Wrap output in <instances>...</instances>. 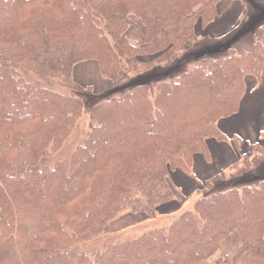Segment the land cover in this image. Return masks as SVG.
<instances>
[{
  "label": "trees",
  "instance_id": "16d2710c",
  "mask_svg": "<svg viewBox=\"0 0 264 264\" xmlns=\"http://www.w3.org/2000/svg\"><path fill=\"white\" fill-rule=\"evenodd\" d=\"M218 1L0 0V264H222L211 258L230 237L229 264H264V178L237 182L263 162L264 144L208 179L166 227L92 240L125 210L152 218L174 200L172 172L189 174L206 140L224 139L217 121L237 112L245 76L259 77L264 32L252 51L194 58L152 88L104 99L68 158L51 159L80 114L76 63L96 60L117 82L170 62L201 40L195 27ZM129 15L144 27L136 45Z\"/></svg>",
  "mask_w": 264,
  "mask_h": 264
},
{
  "label": "rangeland",
  "instance_id": "374dc122",
  "mask_svg": "<svg viewBox=\"0 0 264 264\" xmlns=\"http://www.w3.org/2000/svg\"><path fill=\"white\" fill-rule=\"evenodd\" d=\"M245 2L248 6L247 16L243 19L241 25L234 32L223 39H202L201 37H199V35L196 34V29H199L200 27L203 29L207 24L205 26L197 24L194 34L196 38H201V40H196L193 43V49L191 51V43L187 44L186 47H188L187 49L189 50V52L187 51L178 53L177 55H175V58L170 60V62H156L148 67L144 66L134 70L132 69L130 70V72H122V77L117 82H113L109 79L103 78L101 75V78H99L98 81H93L88 85H81L77 82L84 89L75 92L76 95L80 98V114L76 119L74 128H72L64 144L60 149L54 152L51 159L63 158L66 160L68 158L73 143L81 139L83 131L87 129V121L90 116L91 109L102 102L104 99L117 96L120 93L131 89L136 84L146 85L152 88L153 83L156 80H160L163 77H167L172 73L182 69L187 61L194 58H209L220 55H228L232 53L241 54L244 52L252 51L254 43L260 41L262 38L261 36H259L260 31L264 30V0H245ZM127 24V30L125 31L124 35L130 44L136 45L144 35L143 24L134 15H129L127 17ZM136 26L142 27V37L133 41L137 34H139V29L141 28H137ZM150 58L151 56L149 55L137 56V60L140 63H146L148 62V60H150ZM86 61H93L97 64V61L93 59L83 60L78 63H83ZM78 63H76L75 65H77ZM29 73L32 74L31 72ZM80 77H82L81 79L86 80L85 76L82 75ZM255 168L251 174L239 178L237 182L243 184H253L258 181L259 177L264 178V168L262 167V165L258 164ZM175 173L176 172H174V174ZM178 173L181 174L182 172L178 171ZM183 194L176 188L175 197L177 198V200H172L171 202H167L159 206L157 215L152 218H146V216H144L141 211L130 212L128 210H125L121 212L115 219L107 223L104 228L103 235L101 234L92 240H100L107 244V242L115 239L135 238L143 231L153 226L166 227L172 216L177 215L181 211L192 207L194 201L198 197V193H194L188 198L184 199L185 194ZM223 242L221 244L220 250L211 258V260L215 261L218 257H222V264H229L227 259L231 257V253L235 248L236 241L234 238L230 237L228 243Z\"/></svg>",
  "mask_w": 264,
  "mask_h": 264
},
{
  "label": "crops",
  "instance_id": "0c3cea01",
  "mask_svg": "<svg viewBox=\"0 0 264 264\" xmlns=\"http://www.w3.org/2000/svg\"><path fill=\"white\" fill-rule=\"evenodd\" d=\"M247 14L248 6L245 0H219L215 18L205 28L196 29V34L208 40L223 39L241 25ZM141 29L142 27L133 41L142 37ZM263 31H260L259 36ZM82 75L86 80L81 79ZM73 78L81 85H88L101 77L97 64L86 61L74 66ZM244 83L246 90L237 112L217 121V127L224 139L208 138L206 152L194 155L189 174L180 170L174 171L175 174L172 172L171 181L177 190L185 194L184 199L202 189L208 179L229 171L232 164L242 156H249L251 145L264 144V64L258 78L247 75ZM261 165L264 168V160Z\"/></svg>",
  "mask_w": 264,
  "mask_h": 264
}]
</instances>
